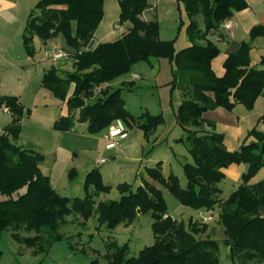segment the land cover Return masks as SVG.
Returning a JSON list of instances; mask_svg holds the SVG:
<instances>
[{"label":"trees","instance_id":"1","mask_svg":"<svg viewBox=\"0 0 264 264\" xmlns=\"http://www.w3.org/2000/svg\"><path fill=\"white\" fill-rule=\"evenodd\" d=\"M188 16L187 32L191 44L175 48L174 39H163L156 0H119L121 22L130 25L117 39L90 46L103 17L104 0H39L31 11L23 33L26 53L34 56L35 37L44 42L62 34L71 47L73 70L61 73L57 67L47 70L43 87L66 101L69 115L59 118L53 128L70 131L77 120L88 122L89 130L98 133L121 120L151 135L163 122L161 114L144 112L135 116L126 106L122 88L112 90V82L131 72L133 66L152 58H169L173 63L172 90H180L182 100L176 118L185 134L180 138L193 156L185 162L188 183L182 186L172 173L167 185L180 202L198 211H219L235 264H264V180L253 181L264 168V131L255 127L238 150L227 149L225 134L216 130L214 122L204 114L218 107L233 110L244 105L251 110L259 97H264V68L251 64L252 43L242 42L225 61L226 72L218 76L212 61L220 48L210 35L223 39L217 32L237 11L248 6L246 0H177ZM147 14H150L148 16ZM264 35V26H255L251 38ZM73 92L70 94L71 86ZM100 94L96 96V92ZM0 105L7 106L13 120L0 131V238L12 230L17 241L47 251L61 237L59 229L66 217L75 212L84 219L97 214L102 223L114 229L131 220L138 210H150L154 217L155 242L144 247L139 255L129 256L126 246L112 241L105 258L114 264H222L220 241L200 237L206 224L191 220L187 225L174 219L167 209L161 191L145 182L136 190L127 184L119 186V200L100 201L110 189L104 183L100 169L86 175L84 197L60 194L41 164L45 155L17 144L22 131L24 105L14 94L0 95ZM264 124V115L260 118ZM248 164L241 182L227 197H222L220 183L226 178L225 169L233 164ZM148 172L161 178L159 169ZM78 175L70 169V177ZM166 216V217H165ZM35 233L26 236L21 232ZM2 251L0 250V257Z\"/></svg>","mask_w":264,"mask_h":264},{"label":"rangeland","instance_id":"2","mask_svg":"<svg viewBox=\"0 0 264 264\" xmlns=\"http://www.w3.org/2000/svg\"><path fill=\"white\" fill-rule=\"evenodd\" d=\"M120 12L119 0H104V17L92 39V47L101 42L113 41L124 33L130 22H121ZM116 25H120V28H116ZM160 35L161 38L174 39L179 47L191 43L186 27L178 20L160 23ZM209 38L221 50L224 43L214 35ZM22 40L19 37L18 42L11 45L6 53L1 50L0 59L6 68L2 90L7 94L13 91L25 106L17 144L34 148L45 155L41 166L50 175L56 190L65 196L84 197L87 194L86 175L98 167L104 183L110 186L108 191L95 196L98 202L121 199V184L136 190L148 182L161 191L168 213L174 219L186 225L191 220L202 224V216L210 215V212L201 213L184 206L167 185L168 177L174 173L180 184L186 186L188 180L183 164L194 161L186 144L180 140L185 130L176 118L179 93L172 90L171 60L163 57L139 61L130 73L109 86L112 90L122 88L126 106L135 116H141L144 112L163 116V122L150 136L137 126L129 128L121 120L114 121L98 133H92L89 123L77 120L78 114L74 128L62 132L53 126L59 118L65 116L68 107L64 105V100L42 86V76L52 67L59 68L61 73L73 70L72 58H52L58 49L70 50L71 47L62 34L50 39L47 44L37 39L34 44L38 55L31 59ZM99 94L97 91L96 96ZM0 113L2 131L12 122L13 115L2 111ZM111 127H119L124 131L111 135ZM103 158L106 161L98 166L97 161ZM73 167L77 169L78 175L71 179L70 169ZM149 168L159 169L162 177L151 175ZM260 180H264V168L253 179L254 182ZM234 185L236 182L230 178L222 181V197L227 198L233 192ZM212 213L215 219L205 223L206 228L200 237L219 240L222 264H235L231 249L225 243L226 235L219 220V211L216 208ZM153 222L150 210H138L131 220L122 221L112 229L100 222L97 214L84 219L73 212L59 229L61 237L44 252L17 241L12 230H5L0 238V264H114L105 258L109 243L114 241L116 245L126 246L129 256H137L144 247L155 242ZM21 233L26 236L35 234L26 231Z\"/></svg>","mask_w":264,"mask_h":264},{"label":"crops","instance_id":"3","mask_svg":"<svg viewBox=\"0 0 264 264\" xmlns=\"http://www.w3.org/2000/svg\"><path fill=\"white\" fill-rule=\"evenodd\" d=\"M38 1L39 0H0V55L1 50H4L6 53V50H8L11 45L18 42L17 40L19 37L23 39V33L29 17L28 15L31 13L33 7H35ZM246 1L248 6L240 11H237L231 19L233 27L226 29L224 25H222L217 31L219 33H223L224 35L223 39H220V42L224 43L223 47H221L220 54L212 61L213 69L218 76H223L225 74L226 69L224 64L226 59L231 53L236 52L244 41H250L252 43L250 51L251 64L264 68V35H259L254 39L251 38V31L255 26H264V0ZM156 6L160 23L163 24L164 22H175L178 20L182 26L186 27L187 30L188 16L183 5L179 6L177 0H156ZM147 15L150 16V14ZM37 39L41 38L35 37L34 41L36 42ZM48 41H50V39ZM48 41L44 43L47 44ZM91 42L90 46L92 44ZM190 44L191 43H186L184 45H180L179 47L175 42V48L179 51ZM37 55L38 50H36L33 57H28L34 59ZM2 62V59H0V95H7V93L2 90V87H4L5 84L4 78L6 76V68H4V64ZM172 69L174 70L173 63ZM73 89L74 84L71 86L70 94L73 92ZM177 91L179 96L176 103L179 106L182 100V93L180 90ZM9 94L14 93L11 91ZM64 105H67L66 101H64ZM0 108H2L0 111L9 113L4 111L3 106L0 105ZM69 113L68 109L65 116L69 115ZM78 113V110L72 112L75 117H77L76 115ZM1 115L2 113H0V117ZM263 115L264 97H259L255 106L251 110L241 104L237 105L233 110L218 107L207 111L204 114V119L214 122L216 130L225 134L224 142L227 149L234 151L238 150L245 141L251 142L255 139L254 137H249V133L255 127L264 131V124L260 122V118ZM248 167L249 166L246 163L231 165L225 169L226 178L224 180L226 181L228 178L234 180V182H236V185H234L235 190L241 182L242 174L248 170Z\"/></svg>","mask_w":264,"mask_h":264},{"label":"built area","instance_id":"4","mask_svg":"<svg viewBox=\"0 0 264 264\" xmlns=\"http://www.w3.org/2000/svg\"><path fill=\"white\" fill-rule=\"evenodd\" d=\"M224 27L226 29H230L233 27V24H232V21L231 20H227L225 23H224ZM116 28H120V25H116ZM54 60H58V59H64V58H70V52L66 49H58V51H56L54 54H53V57H52ZM4 111L6 112H9V108L7 106H4ZM124 130H122L121 128L119 127H111V135H117V134H120V133H123ZM106 161V159H102V160H99L97 161V165L100 166L102 165L104 162ZM215 219V215L211 212H210V215H207V216H202V222L206 223V222H209V221H212Z\"/></svg>","mask_w":264,"mask_h":264},{"label":"water","instance_id":"5","mask_svg":"<svg viewBox=\"0 0 264 264\" xmlns=\"http://www.w3.org/2000/svg\"><path fill=\"white\" fill-rule=\"evenodd\" d=\"M140 211V210H139ZM232 251V250H231Z\"/></svg>","mask_w":264,"mask_h":264}]
</instances>
